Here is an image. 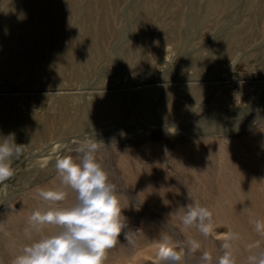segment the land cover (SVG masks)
Wrapping results in <instances>:
<instances>
[{"label":"rangeland","instance_id":"obj_1","mask_svg":"<svg viewBox=\"0 0 264 264\" xmlns=\"http://www.w3.org/2000/svg\"><path fill=\"white\" fill-rule=\"evenodd\" d=\"M10 133L27 150L0 185V264L38 238L27 219L60 184L56 159L95 139L123 189L124 232L138 230L105 264H161L162 235L198 239L216 264L233 231L247 264L249 245L264 248V0H0V138ZM188 193L213 213L209 238L181 223ZM74 201L69 190L60 206Z\"/></svg>","mask_w":264,"mask_h":264},{"label":"clouds","instance_id":"obj_2","mask_svg":"<svg viewBox=\"0 0 264 264\" xmlns=\"http://www.w3.org/2000/svg\"><path fill=\"white\" fill-rule=\"evenodd\" d=\"M97 140H82L72 149L76 155H63L55 161L59 186L41 189L38 193L42 204L27 219L25 235L37 234L36 239L24 245L13 258L12 264H105L107 253L113 249L121 233L128 244L135 246L136 232L127 231V218L120 199L123 189L110 181L109 173L98 162ZM26 145L15 142V134L0 138V185L15 175L13 163L26 151ZM69 190L75 193V201L69 206H60ZM184 208L181 223L185 229L196 228L209 238L214 231L213 213L193 200ZM256 233L264 236V221H253ZM52 226L54 231L45 233ZM239 233L229 232L220 244L216 264H237L234 242ZM201 242L189 238L180 247L173 245L172 237L162 235L158 259L161 264H187L188 257L201 252L198 264H213V256L203 250ZM252 249L256 251L252 252ZM247 264H264V248L258 243L249 245Z\"/></svg>","mask_w":264,"mask_h":264},{"label":"bare ground","instance_id":"obj_3","mask_svg":"<svg viewBox=\"0 0 264 264\" xmlns=\"http://www.w3.org/2000/svg\"><path fill=\"white\" fill-rule=\"evenodd\" d=\"M139 31V30H138ZM141 34V33H140ZM138 37V36H137ZM108 106V105H107Z\"/></svg>","mask_w":264,"mask_h":264}]
</instances>
